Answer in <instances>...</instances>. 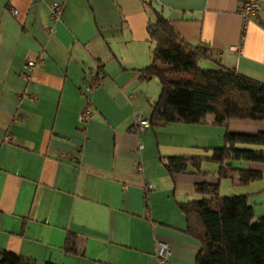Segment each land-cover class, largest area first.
Masks as SVG:
<instances>
[{
	"label": "crops",
	"instance_id": "0c3cea01",
	"mask_svg": "<svg viewBox=\"0 0 264 264\" xmlns=\"http://www.w3.org/2000/svg\"><path fill=\"white\" fill-rule=\"evenodd\" d=\"M52 3L63 5L58 21L50 19ZM238 5L0 0V250L35 264H156L160 241L170 247L169 264H194L199 244L185 232L177 203L194 196L197 182L216 178L170 175L162 159L219 148L226 130L254 134L264 123L230 120L225 128L209 115L202 124L136 134L135 118L149 119L160 93L158 81L140 73L151 60L146 26L159 14L184 41L207 48L200 64L264 84V0L245 24ZM94 63L99 85L89 91ZM88 102L92 118L80 123ZM243 166L264 178V164ZM259 192L247 195L260 217ZM68 233L77 254L64 251Z\"/></svg>",
	"mask_w": 264,
	"mask_h": 264
},
{
	"label": "trees",
	"instance_id": "16d2710c",
	"mask_svg": "<svg viewBox=\"0 0 264 264\" xmlns=\"http://www.w3.org/2000/svg\"><path fill=\"white\" fill-rule=\"evenodd\" d=\"M146 33L152 44L151 60L140 73L144 78L156 79L160 86L148 119L150 127L198 125L209 115L216 125L225 128L230 120L264 123L263 83L224 67L201 68L200 61L209 58L207 48L184 41L170 21L159 14L147 24ZM223 139L224 145L219 148H200L198 154L162 159L170 175L216 178L214 183L197 182L193 188L196 198L177 203L185 232L199 244L194 264H264V216L256 218L249 195L219 194L221 179H231L238 185L262 179L260 171L243 164H264V151L238 146H264V132L226 130ZM204 162L217 164L218 170H202ZM63 248L67 254H77L74 234L66 235ZM0 264L35 263L0 250Z\"/></svg>",
	"mask_w": 264,
	"mask_h": 264
},
{
	"label": "built area",
	"instance_id": "2783aa9c",
	"mask_svg": "<svg viewBox=\"0 0 264 264\" xmlns=\"http://www.w3.org/2000/svg\"><path fill=\"white\" fill-rule=\"evenodd\" d=\"M259 9H260V0H239L237 13L243 20V23L245 24L250 22L253 18H255L258 15ZM62 11H63L62 3H52L50 5V19L52 21H58ZM13 13L16 14L15 11ZM34 66L35 63L33 61L27 62V67L29 69H32ZM100 72L101 71L99 66L94 63V68H92L88 73V80L90 83L89 91L99 85L98 75ZM91 118H92V109L88 102L87 106L84 107L79 113L78 121L80 123H87ZM148 128H150V122L148 119H144L142 117L135 118L134 132L136 134H142ZM141 169L142 168L140 165L136 166L137 171H141ZM147 188L150 189L151 187L148 186ZM170 255H171V250L166 243L160 241L155 242L154 256H155L156 264H169Z\"/></svg>",
	"mask_w": 264,
	"mask_h": 264
},
{
	"label": "rangeland",
	"instance_id": "374dc122",
	"mask_svg": "<svg viewBox=\"0 0 264 264\" xmlns=\"http://www.w3.org/2000/svg\"><path fill=\"white\" fill-rule=\"evenodd\" d=\"M200 67L203 69H213L210 66V62L209 61H203L200 64ZM211 67V68H208ZM224 144H221L222 147ZM202 170L208 171L210 173H214L218 170V165L213 163V162H204L202 164ZM211 177V176H209ZM264 178L260 181L251 183L249 185H238L237 182L232 181L231 179H221L220 180V186H219V194L221 196H239V195H247V193H251V191H260L259 194L256 196L258 197L257 199H255L254 201H262V206H264ZM196 196H188L187 198H185V201L188 200H192L195 199ZM250 199V198H249ZM254 199V196L252 198V201ZM252 201L250 200V202L252 203ZM254 208V207H253ZM259 216H256V218H258ZM255 218V219H256Z\"/></svg>",
	"mask_w": 264,
	"mask_h": 264
}]
</instances>
